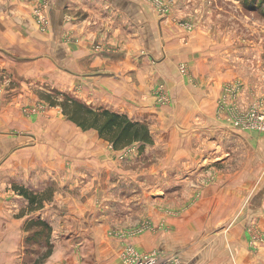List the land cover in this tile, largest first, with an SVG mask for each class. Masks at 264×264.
<instances>
[{"label":"crops","instance_id":"crops-1","mask_svg":"<svg viewBox=\"0 0 264 264\" xmlns=\"http://www.w3.org/2000/svg\"><path fill=\"white\" fill-rule=\"evenodd\" d=\"M40 1L0 0V156H11L0 162V264H125L120 252L126 246L140 253L157 249L178 254L180 264H264V241L255 242L248 229L253 224L264 233V133L256 131H222L216 147L208 142L202 148L192 146L188 138L176 170L192 173L185 181L189 205L161 231L115 238L105 220L95 218L93 223L80 214L79 194L62 190L52 199L36 195L41 207L25 208L30 201L20 188L44 191L51 183L49 164L32 177L22 167L33 162L15 163L13 158L19 151V131L24 130L20 123L26 121L20 107L26 106L33 87L74 89L81 99L100 105L98 94H105L103 108L144 118L149 110L141 98H150L157 78H167L164 67L177 66L174 59L196 73L207 70L205 61L212 52L223 59H264L259 42L241 47L243 42L228 41L227 31H210L205 0L198 5L172 0L170 15L190 12L192 30L185 47L179 45L185 35L177 22L169 15L158 16L144 0H48L42 9L44 30L35 13ZM258 6L247 5L257 14L264 11ZM255 70L260 84L264 67L258 64ZM117 95L122 101L115 110L109 98ZM62 182L67 183L60 179L59 188ZM70 184L79 186L75 180ZM38 225L47 236L41 255L40 248L29 250L24 242L27 228ZM31 251L34 257L28 258Z\"/></svg>","mask_w":264,"mask_h":264},{"label":"rangeland","instance_id":"rangeland-1","mask_svg":"<svg viewBox=\"0 0 264 264\" xmlns=\"http://www.w3.org/2000/svg\"><path fill=\"white\" fill-rule=\"evenodd\" d=\"M144 1L154 8L158 16L165 18L169 15L177 22L181 35H185L179 45L187 46L186 35L192 30V23L187 20L190 12L180 10L177 15H170L172 0ZM184 1L188 3V0ZM255 2L259 4L258 7L264 8V0H205L206 13L211 20L210 31H227L228 41L243 42L241 47L254 41L264 48V11L257 14L247 7ZM192 3L198 5L200 0H192ZM238 3L242 4V8ZM42 26L46 28V22L41 23ZM158 31L160 35L162 28ZM216 45L212 43V47ZM93 47L99 48L97 45ZM142 51L139 53L143 54ZM163 60L162 57L161 62ZM173 61L177 66L170 63V66L164 67L167 78L164 76L154 81L150 98H141L142 105L149 110L146 117L121 113L145 124L150 141L135 142L121 149H114L107 140L99 137L96 130L79 128L63 113L64 102L70 100L96 110L106 109L102 106L106 105L105 94H98L103 103L100 105L81 99L82 96L74 89L64 91L58 89V85L44 86L43 90L33 87L26 106L20 107L26 121L20 123L24 130L19 131V151L13 158L17 161L15 163H24L28 159L33 162V166L25 164L22 167L32 177L40 176L49 164L51 183L44 191L38 190L39 187L24 186L26 192L32 196H51V199L58 190L79 194L76 205L82 210L80 214L87 215L92 222L96 221L95 218L97 221L105 220L115 238L134 237L144 232L154 233L169 227V219L183 212L189 205L185 181L192 173L182 168L176 170L177 163L181 162L177 161L180 148L187 146L190 137L192 146L202 148L208 142L216 147L222 131L230 132L239 128L234 122L246 118L250 112L264 113V75L259 84L260 76H256L255 70L258 64L264 67V59H223L212 52L205 61L207 70L204 67L199 73L188 63L187 66L175 59ZM179 63L185 66V73L179 71ZM118 101H122L119 95L112 100L109 98L115 110L121 103ZM192 132L198 134L199 138L190 135ZM46 146L48 150L46 148L42 152ZM10 159L11 156L6 154L0 156L1 163ZM60 179L67 181L66 184L62 182L61 188ZM74 180L79 186L71 188L70 182ZM35 203L25 208L36 210L42 205V202ZM157 217L159 220H156ZM252 227L253 224L248 229L253 239L259 233ZM27 232L24 242L29 250L40 248L38 254H43L42 247H47L46 234L43 235L39 225L36 228L28 227ZM254 241L263 242L264 238ZM32 253H27V257L33 258ZM175 255L177 257L178 254Z\"/></svg>","mask_w":264,"mask_h":264},{"label":"trees","instance_id":"trees-1","mask_svg":"<svg viewBox=\"0 0 264 264\" xmlns=\"http://www.w3.org/2000/svg\"><path fill=\"white\" fill-rule=\"evenodd\" d=\"M63 113L70 122L83 130L94 129L99 137L107 140L114 149H121L135 142L148 143V127L139 121L131 120L127 115L108 109H93L87 105L70 100L64 102ZM21 194L34 204L36 196L29 195L23 188Z\"/></svg>","mask_w":264,"mask_h":264},{"label":"built area","instance_id":"built-area-1","mask_svg":"<svg viewBox=\"0 0 264 264\" xmlns=\"http://www.w3.org/2000/svg\"><path fill=\"white\" fill-rule=\"evenodd\" d=\"M47 2L45 0L40 1L41 9H36L35 11L40 23L46 22V16L42 12V9L46 8ZM44 28L45 26H42L43 30ZM178 69L181 73H185V66L183 64H180ZM248 119L250 121H248ZM234 125L245 130L264 131V113L250 112L246 118L243 117L241 121L234 122ZM258 233L259 235H256L257 237H254V240H257V238H264L262 233ZM121 258L125 264H180L179 258L178 256L176 257L175 254H173V256L167 257L166 254L162 252V250L157 249L149 253H140L132 246H126L122 250Z\"/></svg>","mask_w":264,"mask_h":264}]
</instances>
